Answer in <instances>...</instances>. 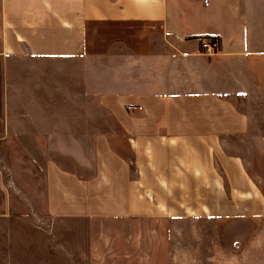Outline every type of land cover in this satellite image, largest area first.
Here are the masks:
<instances>
[{
  "label": "crops",
  "instance_id": "obj_1",
  "mask_svg": "<svg viewBox=\"0 0 264 264\" xmlns=\"http://www.w3.org/2000/svg\"><path fill=\"white\" fill-rule=\"evenodd\" d=\"M253 2L0 0L4 101H62L46 88L78 74L64 61L119 65L106 84L116 91L95 101L126 152L95 134L89 175L45 162L44 215L141 223L257 217L261 240H236L230 264H264V0ZM204 36L219 41L217 56L199 54ZM21 120L23 137L36 139L27 124L43 119ZM11 214L0 174V219Z\"/></svg>",
  "mask_w": 264,
  "mask_h": 264
},
{
  "label": "rangeland",
  "instance_id": "obj_2",
  "mask_svg": "<svg viewBox=\"0 0 264 264\" xmlns=\"http://www.w3.org/2000/svg\"><path fill=\"white\" fill-rule=\"evenodd\" d=\"M257 4L259 0H254L253 5ZM109 61H64L62 65L78 74L59 78L63 81L56 85L58 89L46 88L48 97L62 101H40V105L38 101H4L7 75L0 74V174L12 204L11 216L0 219V264H230L236 240L244 243L248 234V241L251 237L261 240L260 218L238 222L188 217L141 223L44 215L45 162L89 175L95 134H107L126 152L123 134L95 101L101 93L116 91L106 84L117 80L119 65ZM86 71H92L88 85ZM23 117L43 119L27 124L36 139L23 137Z\"/></svg>",
  "mask_w": 264,
  "mask_h": 264
},
{
  "label": "built area",
  "instance_id": "obj_3",
  "mask_svg": "<svg viewBox=\"0 0 264 264\" xmlns=\"http://www.w3.org/2000/svg\"><path fill=\"white\" fill-rule=\"evenodd\" d=\"M201 55L215 57L219 54L220 44L214 37H201L197 39Z\"/></svg>",
  "mask_w": 264,
  "mask_h": 264
}]
</instances>
